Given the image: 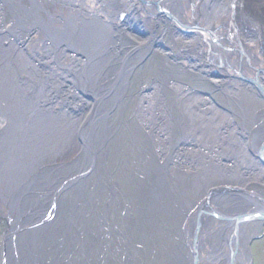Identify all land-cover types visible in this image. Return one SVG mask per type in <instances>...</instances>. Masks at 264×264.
Segmentation results:
<instances>
[{
  "label": "bare ground",
  "instance_id": "bare-ground-1",
  "mask_svg": "<svg viewBox=\"0 0 264 264\" xmlns=\"http://www.w3.org/2000/svg\"><path fill=\"white\" fill-rule=\"evenodd\" d=\"M0 203V264H134L159 215L188 226V263L247 264L264 0H0Z\"/></svg>",
  "mask_w": 264,
  "mask_h": 264
},
{
  "label": "rangeland",
  "instance_id": "rangeland-1",
  "mask_svg": "<svg viewBox=\"0 0 264 264\" xmlns=\"http://www.w3.org/2000/svg\"><path fill=\"white\" fill-rule=\"evenodd\" d=\"M133 7H136V5L134 4ZM147 64H149V63H147ZM147 67H148L147 68L148 72H151L152 69H155L154 66L151 67L150 65H147ZM147 71L144 70V72L146 74H147ZM141 72H143V70ZM143 75L144 74H141V77H144ZM141 77L139 76L140 80H141ZM147 81H148V79H147ZM138 84L139 83L137 82V86H138ZM60 173H62V172H60ZM77 174H80V173H77ZM127 191L129 192V190H127ZM207 191H205L204 195L207 194ZM223 200L224 201L227 200V201L231 202L232 198L230 199V197L227 196ZM138 202L141 203V201H139V200H138ZM184 202L187 203L186 200H184ZM135 205H138V203H136ZM99 206H104V205L100 204ZM109 208H111V209L114 208L116 210L119 209L120 211H122V209L120 207L117 208L115 204H111V206ZM135 208H136V206H135ZM6 209L7 208L3 207L0 203V251H2V249H5L4 247L7 243V242H5L7 240L6 234L9 230V228H11V226H12V218H10V215H9L10 213ZM114 209L112 212H115ZM135 212H137V213H135ZM28 213H29L28 215L27 214H22V215H24L26 218H28L30 216H32V217L34 216V215H32V213H34V212L28 211ZM139 213L140 212L135 210L134 216H133V213L131 214L132 219L136 220V218L139 216H141V219H142L143 217L141 214L145 215L147 212H141V214H139ZM153 213H154V216L159 214L157 210H154ZM118 215H119V217L117 215L116 216L118 217L117 219L119 221L117 219H115V221H116L115 222L113 219L112 225L115 226V228L118 232H122L120 226L122 225V217L123 216L121 217L120 214H118ZM170 216H172V215L170 214ZM19 218L20 217H17V219H18L17 221L20 223ZM158 218L159 219H156V221H157L156 224L151 225V226H145L142 228L140 227L139 231L142 230V232H138V233H141V234L136 233L134 238L132 239L133 240L132 241L133 242V246H132L133 251L132 252H133L134 257L137 256L136 259H134V264H139V263L140 264H183V263L184 264H192V263H188L186 261L187 260L186 256H188L190 254V249H189L188 245L185 244V242H182L180 244L181 241H179L180 240L179 237H181V236L187 237L189 235L188 234L189 233L188 226L187 225L185 226L184 224L179 226L178 221L177 222L175 221L176 224L171 223V220H169L168 216H166V215L165 216L159 215ZM233 218H237V217L234 216ZM120 221H121V223H120ZM232 221H234V220L232 219ZM123 222H125V221L123 220ZM19 227H20V224H19ZM18 232H20V230H18ZM233 232H234V229H233L232 233ZM137 234L139 235L138 238L136 236ZM247 241H248L247 246L249 248L248 252H251L249 260L247 261L248 262L247 264H264V219H261V222H259V225L257 227H254L251 230V232L249 233V236L247 238ZM143 242H145V244ZM174 243H177V244H174ZM177 245L179 246V248ZM180 245H182V246H180ZM3 253L4 252L0 253L1 260L6 259L3 256L4 255ZM164 253H166L165 256H163ZM188 257H191V256L189 255ZM6 260L8 262H10V260L8 258ZM7 261L5 263L9 264Z\"/></svg>",
  "mask_w": 264,
  "mask_h": 264
},
{
  "label": "water",
  "instance_id": "water-1",
  "mask_svg": "<svg viewBox=\"0 0 264 264\" xmlns=\"http://www.w3.org/2000/svg\"><path fill=\"white\" fill-rule=\"evenodd\" d=\"M124 15H125V13H122V12H121V14H120V18L123 19V18H124ZM255 215H258V216L264 218V213H261V214H255ZM255 215H254V216H255Z\"/></svg>",
  "mask_w": 264,
  "mask_h": 264
},
{
  "label": "flooded vegetation",
  "instance_id": "flooded-vegetation-1",
  "mask_svg": "<svg viewBox=\"0 0 264 264\" xmlns=\"http://www.w3.org/2000/svg\"><path fill=\"white\" fill-rule=\"evenodd\" d=\"M181 48H184V47H181Z\"/></svg>",
  "mask_w": 264,
  "mask_h": 264
}]
</instances>
